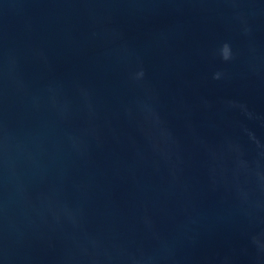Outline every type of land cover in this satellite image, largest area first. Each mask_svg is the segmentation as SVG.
I'll return each mask as SVG.
<instances>
[{"label": "water", "instance_id": "water-1", "mask_svg": "<svg viewBox=\"0 0 264 264\" xmlns=\"http://www.w3.org/2000/svg\"><path fill=\"white\" fill-rule=\"evenodd\" d=\"M0 264H264V0H0Z\"/></svg>", "mask_w": 264, "mask_h": 264}, {"label": "clouds", "instance_id": "clouds-1", "mask_svg": "<svg viewBox=\"0 0 264 264\" xmlns=\"http://www.w3.org/2000/svg\"><path fill=\"white\" fill-rule=\"evenodd\" d=\"M228 57H229V48H228V45L225 44L223 46V58L228 59ZM219 76H220V73L214 74V78H219Z\"/></svg>", "mask_w": 264, "mask_h": 264}]
</instances>
